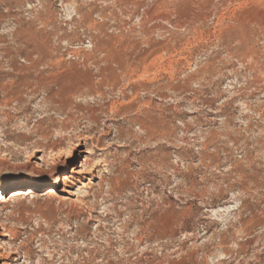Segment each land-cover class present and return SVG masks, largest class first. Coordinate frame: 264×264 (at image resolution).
Instances as JSON below:
<instances>
[{
    "label": "rangeland",
    "instance_id": "1",
    "mask_svg": "<svg viewBox=\"0 0 264 264\" xmlns=\"http://www.w3.org/2000/svg\"><path fill=\"white\" fill-rule=\"evenodd\" d=\"M0 181V264H264V0H0Z\"/></svg>",
    "mask_w": 264,
    "mask_h": 264
},
{
    "label": "bare ground",
    "instance_id": "2",
    "mask_svg": "<svg viewBox=\"0 0 264 264\" xmlns=\"http://www.w3.org/2000/svg\"><path fill=\"white\" fill-rule=\"evenodd\" d=\"M83 153H86V154H88L89 152L86 150V151H84ZM47 165H48V163H47ZM52 165V164H51ZM51 165H49L50 167H51ZM53 166V165H52ZM51 171H52V169H51ZM83 171V170H82ZM82 172H80V171H77V172H75V174H81ZM58 180H59V178H58ZM63 181H67L68 180V178L65 176L63 179H62ZM46 185V184H45ZM44 185V186H45ZM5 186V182H3V181H0V188L1 187H4ZM36 188H39V187H37L36 186ZM50 193V192H49ZM15 195H20V193H15L14 194V196ZM5 235V234H4ZM248 235H249V233H248ZM9 258V257H8ZM3 259H6V257H5V255L3 254V253H0V260H3Z\"/></svg>",
    "mask_w": 264,
    "mask_h": 264
}]
</instances>
